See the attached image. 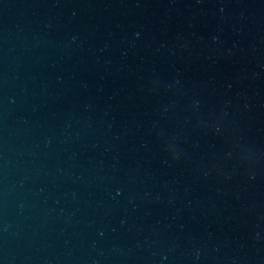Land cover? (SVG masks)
<instances>
[{
    "label": "water",
    "instance_id": "obj_1",
    "mask_svg": "<svg viewBox=\"0 0 264 264\" xmlns=\"http://www.w3.org/2000/svg\"><path fill=\"white\" fill-rule=\"evenodd\" d=\"M0 264H264V0H0Z\"/></svg>",
    "mask_w": 264,
    "mask_h": 264
}]
</instances>
